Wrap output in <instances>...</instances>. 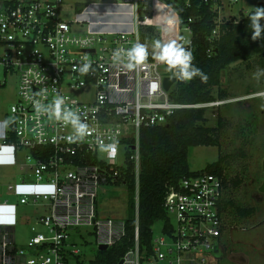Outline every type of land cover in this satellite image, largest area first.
<instances>
[{"label":"built area","instance_id":"1","mask_svg":"<svg viewBox=\"0 0 264 264\" xmlns=\"http://www.w3.org/2000/svg\"><path fill=\"white\" fill-rule=\"evenodd\" d=\"M200 1L212 3L211 11L216 13L211 38L218 36L222 22H238L250 14L224 16L221 0ZM231 1L226 2L227 11L238 0ZM183 2L189 7L191 0ZM63 5L64 0H0V74L17 82L16 102L4 113V120L11 123L3 125L0 148H10L15 159L17 153L24 152L26 162L33 165L34 177L33 183L6 188L18 197L19 205L44 211L35 218L27 241L19 245L14 237L17 205L9 206L5 215L11 222L0 220V264H90L70 238L72 232L79 235L87 228L94 234L97 251L99 246H105L106 251L113 247L125 234V218L99 217L97 199L103 186L123 188L127 193L128 164L133 165L136 227L134 245L119 262L212 264L208 255L222 247L226 224L220 204L227 192L222 178L213 174L182 179L163 200L167 222L162 223V235L152 236L149 247L139 245V139L142 130L164 126L177 111L219 109L234 100L175 102L171 94L188 82L175 76V70L168 76L166 65L152 56L133 70L112 59L116 50L141 43V27L154 28L162 44L175 40L190 51L194 20L175 16L172 24H156L155 6L167 8L164 2L121 0L107 6L129 8V32L103 29L81 35L72 32V26H83L81 15L77 14L73 22L63 21L59 15ZM92 6L80 12L84 15ZM260 22L264 24V19ZM85 63L91 67L81 73ZM165 77L174 79L168 90L163 87ZM154 83L158 85L155 89ZM4 85L5 81H0V87ZM85 87L93 90L91 101L72 97V91ZM56 96L64 98L62 107L78 110L81 121L89 126L83 139L69 141L67 138L74 135L71 125L37 113L34 101L49 105ZM10 136L14 139L11 143ZM112 143L116 144L114 154L102 149V145ZM7 205V201L0 204Z\"/></svg>","mask_w":264,"mask_h":264},{"label":"rangeland","instance_id":"2","mask_svg":"<svg viewBox=\"0 0 264 264\" xmlns=\"http://www.w3.org/2000/svg\"><path fill=\"white\" fill-rule=\"evenodd\" d=\"M121 0H64L60 11L63 21L73 22L78 15L84 21L82 27L72 26V32L86 34L91 30H103L126 32L121 27L131 30L132 18L129 8L102 9L112 3H120ZM229 0H221L227 5ZM231 3H233L230 0ZM258 2L264 0H238L232 9H224L222 15L239 18V12L254 13ZM92 4L86 14L80 10ZM101 10H110L116 13L101 19L97 15ZM107 12V11H106ZM121 14V15H120ZM112 23H102V21ZM100 22V25L97 23ZM129 25V26H128ZM256 59L247 63H236L227 67L220 79L218 87L211 89V94L216 97L218 91H224L227 100L234 102L226 103L219 109L209 108L205 110V127L216 128L220 121V145L219 147H191L188 151V168L191 172H202L205 167L217 161L219 155H233L225 163L227 179H241L242 184L238 188L229 186L226 199L239 207L256 208L253 217L239 221L232 214L225 217L226 227L220 241V251L208 255L212 264H264V194L259 192L263 182L262 164L264 160V75L255 76L260 67ZM0 81L5 85L0 87V118L4 120V113L8 112L11 105L17 99V82L14 77L3 78ZM72 97L79 101H91L93 90L89 87L71 92ZM101 157V155H100ZM33 165L25 160V153H17L15 165L12 169L0 168V204L7 201V206H0V220H7L5 213L11 209L9 206L17 205V219L14 225L15 241L23 245L28 237L32 219L26 222V218H33L44 214L42 208L19 205L18 197L9 192L8 184L19 185L21 183H33ZM6 185V186H5ZM127 193L123 188L116 189L103 186L99 190L97 208L99 217H112L123 220L127 215ZM42 231L41 227H37ZM162 223L157 222L152 227L153 238L162 235ZM71 241L81 252V257L86 261L94 259L97 253L95 237L91 229H82L79 235L76 232L70 234Z\"/></svg>","mask_w":264,"mask_h":264},{"label":"trees","instance_id":"3","mask_svg":"<svg viewBox=\"0 0 264 264\" xmlns=\"http://www.w3.org/2000/svg\"><path fill=\"white\" fill-rule=\"evenodd\" d=\"M167 8L155 6L156 24H167L175 16L180 20L192 18L193 55L192 65L200 69L206 81L195 76L191 81L179 86L171 94L175 102L182 104H201L214 100H227L226 92L218 91L216 97L211 89L218 87L223 71L230 65L247 63L256 59L260 69L264 70V33L258 40H253V29L249 17L235 22L224 21L218 27V36L211 38L215 25L216 13L211 11L212 3L191 0L186 7L183 0H161ZM264 8L263 2H258ZM257 7V8H258ZM261 23V22H260ZM264 25L263 23H261ZM141 43L148 46V57L152 56L153 42L157 40L156 30L152 27L140 28ZM206 109H187L177 111L161 127L144 129L140 133L139 154L140 171L138 186L137 229L140 246L149 247L152 239L151 227L157 223H166L167 217L162 204L165 196L173 191L178 183L187 177L199 174H213L222 178L223 185L238 188L241 179H227L225 163L233 155H219L217 161L205 167L202 172H191L188 168V151L191 147H219L220 121L216 128L205 127ZM12 136L8 142H13ZM125 182L127 187V215L125 234L107 251H97L90 264H118L124 254L133 247L135 236L134 174L133 165L128 164ZM118 184V183H117ZM224 217L233 215L239 221L247 220L256 213V208H243L225 199L220 204Z\"/></svg>","mask_w":264,"mask_h":264},{"label":"clouds","instance_id":"4","mask_svg":"<svg viewBox=\"0 0 264 264\" xmlns=\"http://www.w3.org/2000/svg\"><path fill=\"white\" fill-rule=\"evenodd\" d=\"M251 27L253 29V40H258L264 33V25L260 23L264 19V8H257L256 11L249 17ZM174 22L173 19L168 21L169 24ZM148 46L137 41L131 48L124 50L118 49L113 53V61L117 64H122L127 70L136 69L138 66H143L148 58ZM152 58L166 65V70L174 71V75L182 81H191L193 77L200 76L202 81L207 80L204 73L192 65V52L186 50L181 44L175 40L166 44H162L159 40L153 42ZM91 65L85 63L79 70L81 73H87ZM264 75V70H258L255 76L259 78ZM153 89L157 88V84L152 85ZM65 101L63 97L56 96L53 102L49 105H44L40 101H34V106L38 114H48L50 118L60 120L65 125H71L74 130V135L69 136V141L83 139L89 133V126L81 121L80 115L77 111H72L64 106ZM3 125L6 127L10 120H4ZM102 149L110 151L112 154L116 152V144L102 145Z\"/></svg>","mask_w":264,"mask_h":264},{"label":"crops","instance_id":"5","mask_svg":"<svg viewBox=\"0 0 264 264\" xmlns=\"http://www.w3.org/2000/svg\"><path fill=\"white\" fill-rule=\"evenodd\" d=\"M221 5H222V7L224 9H226L225 6L223 5V3ZM109 8L112 9L113 7H111V6L102 7V9H109ZM242 13H244V12H242V10H241L239 12V14L241 15ZM113 14H116V13H112V12H110V10L109 11L108 10H101V12H98L97 13V15L99 16V18H101V19H103V18L108 19L107 16H110V15H113ZM116 15H118V14H116ZM100 21H102V20H100ZM104 23H112V21H110V22L106 21ZM118 23H120V24H118V25L115 26L117 29L122 28L124 31L128 30L127 27H121V22H118ZM2 122H3V120L0 118V137H1V132L3 130V123ZM14 165H15V156L13 155L11 149L8 148V147H1L0 148V168H6V169L10 170V169H12L14 167ZM8 185H10V184H8ZM17 215H18V213H17V210H16V217H15L16 219H17ZM36 217L37 216H35L33 218H26V222H29L31 219L34 222V220H35ZM7 221L11 222L8 219H7Z\"/></svg>","mask_w":264,"mask_h":264},{"label":"water","instance_id":"6","mask_svg":"<svg viewBox=\"0 0 264 264\" xmlns=\"http://www.w3.org/2000/svg\"><path fill=\"white\" fill-rule=\"evenodd\" d=\"M172 71H168V76L171 75ZM174 82L173 78L170 77H165L163 80V87L165 90H168L169 87L171 86V84ZM176 86L172 87V90H176ZM262 170H263V177H264V160H263V164H262ZM259 192L264 194V178H263V182L259 188ZM99 251H106V247L105 246H99L98 248ZM118 264H121V262H119Z\"/></svg>","mask_w":264,"mask_h":264}]
</instances>
